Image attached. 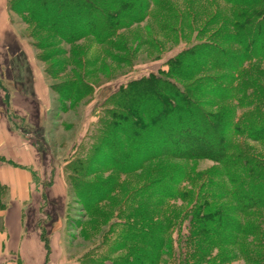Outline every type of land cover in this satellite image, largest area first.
Listing matches in <instances>:
<instances>
[{"label": "rangeland", "instance_id": "rangeland-1", "mask_svg": "<svg viewBox=\"0 0 264 264\" xmlns=\"http://www.w3.org/2000/svg\"><path fill=\"white\" fill-rule=\"evenodd\" d=\"M37 1L29 5L33 12H40L45 7ZM147 4L149 8L142 20L120 29L103 42L96 38L98 34L95 33V22L101 24L102 15L88 11L95 20L91 23L89 20L90 25H87L86 20L78 18V23L76 21L72 29H89L96 35L91 33L68 42L53 32L55 29L49 30L37 25L26 13L27 7L21 0H0V23L3 25L0 36V95L2 91L7 94L8 90L20 84L24 94L30 97V77L38 73L45 79L53 97L43 138L30 133L29 128L22 127L16 121L19 123V131L28 141L41 147L43 145L44 185L48 184L54 166L66 175L69 172L65 167L67 160L78 157L84 160V164L92 157V145L96 144V138L102 130L100 123L111 121L107 113L116 112V108L121 107L119 112L126 114L129 112L127 109L132 108L137 110V116L138 109L155 107L156 102V108L173 111L171 104L163 106L161 98L157 96L156 92L163 90L160 86L136 84L139 79L150 75L167 76L170 62H180L177 56L181 52L201 43L213 45L221 52H234L238 48L235 44L218 39L219 32H232L231 25L240 10L226 0H156ZM211 52L200 53L198 62H206L210 66L208 62L216 61L224 65L226 62H235L237 58V55L236 58H215ZM248 66L264 70L261 61H254ZM221 75L224 76V73L217 71L210 74L216 78ZM203 79L205 75L200 74L190 80L174 78V81L178 87L185 85L188 88L195 80ZM130 83L135 85L125 90L124 87ZM212 88L216 89L215 86ZM199 93H194L195 97L201 111L207 115L219 113L221 107L228 104L209 95L199 96ZM6 94L2 95L5 108L8 107ZM136 129L138 127L135 125L132 128L128 126L122 135L124 137L110 135V146L115 147L113 152H109L111 155L105 149L102 150L103 154L115 159L113 165L125 167V170H118L106 162L94 164L93 161V166L89 163L92 168L88 169L89 174L84 178L87 185L83 189L85 194L95 197L93 212L87 209L89 203H83L89 199L79 198L69 180L65 179L68 200L62 249L70 256L75 255L69 257L64 253L57 259V264H71L79 254L83 257L77 260L79 264H96L99 255V258H105V264L119 262L126 251L122 247L125 244L116 240L117 226L125 222L121 218L123 212H134L140 206L147 211V218L153 224L169 229L166 234L158 232L149 236L158 239V243L152 244L153 248L147 250L151 258L156 257L155 264H192V256L199 255L197 250L200 245L201 249L209 252V259H196L199 264H217L220 261H224L221 264H264V260H261L264 254V211H250L251 215L247 217L239 214V207H235L232 198L224 192L228 186L227 180L220 177L219 167L209 158L181 160L159 157L140 162L135 155L137 163L131 167L130 159H120L118 144L129 145L130 133ZM154 141L151 143L155 145ZM239 141L264 156L261 144L246 139ZM72 144H75L73 148ZM181 148L176 146L174 151H182ZM211 151L213 147L207 151L209 155ZM126 154L131 156L133 153ZM139 158L144 160V157ZM98 190L100 193H97ZM180 191L188 196L185 199L178 197ZM210 193L213 194L212 198H209ZM5 194L0 192V207L7 202ZM197 195H201L208 203L220 206L218 208H222L235 223L229 226L227 221H223L220 227L218 220L212 222L211 228L218 235L212 241L204 242L201 239L197 243L198 247L186 238L191 211L189 207L192 204L190 201ZM257 201V198H250L241 204V208L246 209ZM3 212V208L0 209V231L3 229ZM54 213L60 214L59 211ZM39 215L32 221L34 225L41 218ZM241 224L247 227L249 224L253 227L256 225L259 229L254 235H243L235 226L240 227ZM38 227L41 232L40 243L44 244L43 236L50 225L42 224ZM114 241H118L116 247H119L116 249ZM156 246L159 252L153 250ZM48 263L47 257L41 259L40 264Z\"/></svg>", "mask_w": 264, "mask_h": 264}, {"label": "trees", "instance_id": "trees-1", "mask_svg": "<svg viewBox=\"0 0 264 264\" xmlns=\"http://www.w3.org/2000/svg\"><path fill=\"white\" fill-rule=\"evenodd\" d=\"M32 1L35 2L36 0H21V3L26 5V13L32 20L37 25L49 30L55 29L53 32L68 42L76 41L87 34H93L89 29L83 31L76 27V30H73L72 26L75 27L74 24L78 23V18L86 20L88 22L86 24L90 25L95 19L89 15L88 11L99 13L103 19L100 20L101 24L99 21L95 22V33L98 34L96 38L103 42L114 36L120 29L142 20L149 8L147 3L156 0H39L38 3L42 6L45 5L40 12H33L30 9L29 5L32 6ZM226 1L240 10L236 13L235 20L231 25L232 32L227 34L219 32L217 35L221 42L237 45V50L221 52L213 45H202L201 43L195 45L196 47L193 49L181 52L177 56V60L180 62H170L167 76L150 75L148 78L139 79L136 84L146 86L148 83L160 86L163 90H158L157 96L161 98L160 101L163 106L166 107L171 104L173 111L156 108L157 102L155 107L138 109L137 116V110L127 109L129 112L125 114V112H119L122 108L118 107L116 112L107 113L108 116L110 115L111 121L100 123L102 130L96 138V144L92 145V157L88 158L84 164V160L78 157L65 162V167L69 171L65 175L66 179L69 180L79 198L86 197L89 199L83 200L84 205L89 203L87 207L89 212H93L96 205L95 197L92 198L85 194L83 189L87 185L84 178L89 174L88 169L92 168L89 163L91 164L93 161L94 164L106 162L110 166H116L118 170L122 168L125 170V167L113 165L115 159L103 154L102 150L105 149L108 154L113 152L115 147L110 146V135L122 136L128 126L132 128L134 125L138 129L130 133L132 136H129L131 143L129 145L118 144L120 159H130L131 167L136 165V158L140 162H147L159 157L181 160L209 158L219 167L220 172L218 174L220 177L227 180L228 186L224 192L225 194L227 192L232 198L235 207H239L237 209L239 214L247 217L251 215L252 211H264V156L262 153H257L243 146V143L239 141V139H246L257 142L264 147V70H257L253 66L246 67L247 64L254 61L264 63V0ZM66 26L71 28L66 29ZM217 35L215 36L217 37ZM207 51H212L211 55L215 58H236V55L237 58L235 62H226L224 65L222 62L216 61L208 62L210 66L206 65V62H198V59L201 58L200 53ZM214 71L224 73V76L221 75L217 78L210 76ZM200 74L205 75V79L195 80L188 88L185 85L178 87L174 81V78L190 80ZM133 85L135 84L130 83L124 88L130 90ZM213 86L216 89L212 88ZM18 87L22 88L20 84ZM200 90L201 93L198 92ZM194 93H199V96L209 95L228 104L222 106L219 113L207 115L201 111ZM117 96L118 94L116 98ZM6 100L8 101V93ZM190 106L193 108L190 109ZM129 116H132L131 120ZM124 121L127 123H123ZM153 139H155V145L151 143ZM176 146L182 147V151H174ZM212 147L213 151L209 155L207 151H210ZM127 152L133 154L130 156L126 154ZM135 155H137L136 158H134ZM139 157H144V160ZM93 158L95 160H91ZM1 191L6 193L7 202L0 209L5 210L9 198L8 189L0 183ZM97 193H100L99 190ZM212 195L210 193L209 198H212ZM186 196L188 195L182 194L181 191L178 192V197L185 199ZM194 197L190 201L192 204L189 207L191 211L186 238L198 247L201 239L204 242L212 241V238L218 235L217 231L211 228L212 222L218 220L220 227L223 221H227L229 226L231 223H235L227 217L222 208H218L220 206L208 203L202 199L201 195ZM253 197L258 199L256 203L246 209L241 208L243 202ZM122 216L121 218L125 222L118 224L116 240L125 244L122 247L126 253L119 259V262L113 261L114 263L111 262V264H155L156 257L151 258L147 250L152 247V244L158 243V239L149 236L151 233L156 234L158 232L166 234L169 229L153 224L147 218V211L141 206L134 212H123ZM213 219L215 220L213 221ZM235 226L236 230L242 232L241 234L249 236L254 235L259 229L256 225L253 227L252 224H249L248 227L245 224H241L240 227ZM43 240L45 249H48V242L44 236ZM117 243L118 241H114V248ZM153 250L159 252V247L156 246ZM197 253L199 255L192 256V264H199L196 262V259L199 258L201 261L205 258L209 259V252L201 249V245ZM99 257L101 255L98 256L96 264H105V258ZM261 260H264V254ZM223 262L220 261L217 264ZM204 263L206 262L200 264Z\"/></svg>", "mask_w": 264, "mask_h": 264}, {"label": "crops", "instance_id": "crops-1", "mask_svg": "<svg viewBox=\"0 0 264 264\" xmlns=\"http://www.w3.org/2000/svg\"><path fill=\"white\" fill-rule=\"evenodd\" d=\"M20 90L19 87L8 90L7 108L2 97L4 91L0 95V183L9 192V203L2 214L0 264H40L46 257L48 264H57V259L67 253L62 249L68 200L66 176L54 166L48 184L44 185L43 145L28 141L16 123L20 122L22 127L30 129V133L43 138L53 97L45 79L38 73L30 77V97ZM55 136L59 137V134ZM37 215L41 218L34 225L32 221ZM39 223L50 225L44 236L48 242L47 250L40 243ZM80 257L81 254L76 255V261L71 264H79Z\"/></svg>", "mask_w": 264, "mask_h": 264}]
</instances>
